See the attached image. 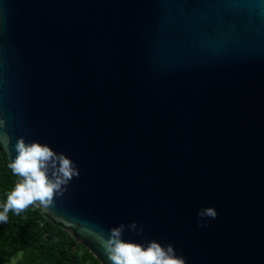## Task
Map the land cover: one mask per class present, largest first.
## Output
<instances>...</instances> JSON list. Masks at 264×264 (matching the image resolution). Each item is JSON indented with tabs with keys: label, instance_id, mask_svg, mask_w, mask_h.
I'll return each mask as SVG.
<instances>
[{
	"label": "water",
	"instance_id": "1",
	"mask_svg": "<svg viewBox=\"0 0 264 264\" xmlns=\"http://www.w3.org/2000/svg\"><path fill=\"white\" fill-rule=\"evenodd\" d=\"M0 119L9 163L21 137L74 162L34 205L100 264L120 224L185 264H264V0H0Z\"/></svg>",
	"mask_w": 264,
	"mask_h": 264
},
{
	"label": "clouds",
	"instance_id": "2",
	"mask_svg": "<svg viewBox=\"0 0 264 264\" xmlns=\"http://www.w3.org/2000/svg\"><path fill=\"white\" fill-rule=\"evenodd\" d=\"M4 120L0 119V143L7 144L9 137ZM16 155L9 163L11 172L19 177L13 190L7 194L6 202L0 206V223H7L8 213L14 211L19 215L31 205L42 209L54 207L55 197L63 195L66 185L79 172L74 162L62 153L53 151L46 144L39 142L26 143L21 137L15 144ZM198 217L215 219L217 212L212 207L202 208ZM125 225L109 229L105 237L94 233L97 241L110 264H185L182 256H178L171 244L161 245L155 240L147 244L126 241L122 238ZM129 230L140 234L135 222L127 225Z\"/></svg>",
	"mask_w": 264,
	"mask_h": 264
},
{
	"label": "trees",
	"instance_id": "3",
	"mask_svg": "<svg viewBox=\"0 0 264 264\" xmlns=\"http://www.w3.org/2000/svg\"><path fill=\"white\" fill-rule=\"evenodd\" d=\"M8 165L7 154L0 143V206L20 179ZM16 253H20V257L13 261ZM0 264L100 263L84 245L47 221L36 206L31 205L19 215L10 211L7 223H0Z\"/></svg>",
	"mask_w": 264,
	"mask_h": 264
},
{
	"label": "rangeland",
	"instance_id": "4",
	"mask_svg": "<svg viewBox=\"0 0 264 264\" xmlns=\"http://www.w3.org/2000/svg\"><path fill=\"white\" fill-rule=\"evenodd\" d=\"M19 257H20V253H16V254L13 256V261L17 260Z\"/></svg>",
	"mask_w": 264,
	"mask_h": 264
}]
</instances>
